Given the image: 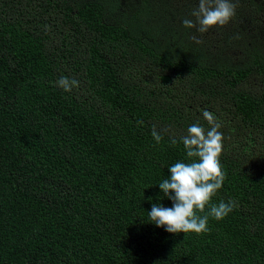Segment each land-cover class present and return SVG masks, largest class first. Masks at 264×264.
Here are the masks:
<instances>
[{
	"label": "trees",
	"instance_id": "obj_1",
	"mask_svg": "<svg viewBox=\"0 0 264 264\" xmlns=\"http://www.w3.org/2000/svg\"><path fill=\"white\" fill-rule=\"evenodd\" d=\"M236 5L210 43L193 0H0V264H264V0ZM203 110L233 211L171 234L147 212Z\"/></svg>",
	"mask_w": 264,
	"mask_h": 264
},
{
	"label": "clouds",
	"instance_id": "obj_2",
	"mask_svg": "<svg viewBox=\"0 0 264 264\" xmlns=\"http://www.w3.org/2000/svg\"><path fill=\"white\" fill-rule=\"evenodd\" d=\"M236 7L233 0H198V6L190 14L194 19L186 17L182 23L186 29L195 28L204 34L226 26L235 16ZM191 38L200 42L196 36ZM55 86L70 93L79 86V81L61 76L55 81ZM203 117L209 122L210 130L206 131L199 123L187 128V133L180 137L187 161L171 165L168 168L170 177L158 184L163 193L158 199L166 198L172 202V206L153 203L151 211L147 212L151 224L171 234L204 233L208 231L210 217L219 221L233 211L231 201L210 203L225 179L220 163L223 135L219 131L220 124L211 112L203 110ZM151 135L157 143L163 138L156 125H152ZM177 142L176 137L171 138L172 146H176ZM206 207L209 209L207 212Z\"/></svg>",
	"mask_w": 264,
	"mask_h": 264
},
{
	"label": "rangeland",
	"instance_id": "obj_3",
	"mask_svg": "<svg viewBox=\"0 0 264 264\" xmlns=\"http://www.w3.org/2000/svg\"><path fill=\"white\" fill-rule=\"evenodd\" d=\"M193 1H194L195 6L197 7V6H198V0H193ZM233 2L239 3L240 0H233ZM245 10L248 11L247 9H245ZM246 14H247V13H246ZM227 25H228V27L232 28V24L228 23ZM234 30H236V31L234 32L235 34H237L238 32H241L243 35L246 36L245 39L248 38V40H249V39H254L255 36L257 37V40H258V39H260V38L262 37V34H263V33L260 34L261 32H256L254 35H251V34H250L251 31H250V23H249V21L243 22V23L241 24L240 29H239V28H235ZM213 35H215V33H214V30L212 29V30H210V31L207 32V33H204V34H201V33H200L198 36H200V37H205V38H207V39L209 40L210 43H214L216 38H215V36H213ZM210 37H211V38H210ZM212 37H213V38H212ZM198 40H199V38H198Z\"/></svg>",
	"mask_w": 264,
	"mask_h": 264
}]
</instances>
